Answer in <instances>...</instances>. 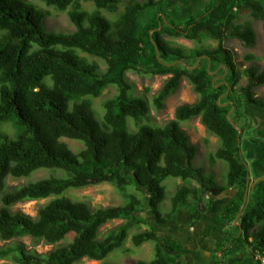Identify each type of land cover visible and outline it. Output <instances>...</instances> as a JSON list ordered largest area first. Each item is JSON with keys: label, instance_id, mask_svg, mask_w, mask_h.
<instances>
[{"label": "trees", "instance_id": "1", "mask_svg": "<svg viewBox=\"0 0 264 264\" xmlns=\"http://www.w3.org/2000/svg\"><path fill=\"white\" fill-rule=\"evenodd\" d=\"M84 1L91 2L94 9H85L81 0H41L47 7L66 12L76 29L54 33L44 26L48 12L34 3L0 0V241L29 237L53 246L39 254L22 243L5 245L0 247V262L78 264L86 259L111 264L104 260L114 250L123 249L136 221L148 228L132 236L133 246L154 243L153 258L136 264H186L182 244L160 237L156 225L163 230L184 208L196 221L199 208L195 198L202 197V189L236 190L221 213L226 242L221 256H216L217 263L224 264V259L246 249L264 253V179L249 188L242 133L249 134L252 125L242 96L237 94L240 74L233 54L223 45L225 39L236 38L249 49L255 47L252 24L239 21L246 11L262 20L264 27V0H210L183 22L171 17L166 0H129L116 20L104 11L117 13L122 0ZM148 9L143 21L141 15ZM165 35L197 43L212 39L219 44L187 52L171 46ZM79 52L104 61L106 69ZM245 59L254 62L257 57L248 54ZM220 68L223 72L215 74ZM128 72L170 76L152 99L157 110L164 108L183 78L198 100L177 107L175 118L165 126L150 125L151 105L131 93ZM244 75L245 100L264 108V101L253 93L255 87L264 85V67L251 64ZM111 86L117 88V94L104 102V113L99 116L93 99ZM198 117L219 139L210 162L226 163L225 185L193 165L197 149L181 123ZM129 119L136 131L130 129ZM5 126L11 128V134L2 131ZM63 139L77 141L82 148L76 153ZM42 169L60 171L64 176L17 188L7 186L8 178L27 179ZM169 178L183 184L168 201L169 211L164 212L160 206L168 200L165 183ZM190 181L198 186L189 185ZM101 184L114 185L120 191L134 187L142 199L131 193L123 206L94 209L65 195L71 189ZM39 200L49 201L35 218L11 210L18 203ZM146 208L155 225L140 218L134 221ZM124 219L131 223L101 237L104 225Z\"/></svg>", "mask_w": 264, "mask_h": 264}, {"label": "rangeland", "instance_id": "2", "mask_svg": "<svg viewBox=\"0 0 264 264\" xmlns=\"http://www.w3.org/2000/svg\"><path fill=\"white\" fill-rule=\"evenodd\" d=\"M35 5H37L40 9L45 12H48L46 19L44 21V26L47 31L54 33H73L76 29L74 25L70 22L69 17L66 12H60L52 7H47L41 0H27ZM83 7L87 10H93L94 5L91 2H86L81 0ZM129 0H122L119 5V10L115 14L108 13L104 11V14L112 19L116 20L117 16L124 10L126 3ZM145 1V0H140ZM210 0H166V8L170 11L171 17L178 21H185L190 16L195 15L199 11H201ZM150 10H145L141 18L143 21H146L148 18ZM241 20L239 24H244L245 22H249L252 24L253 29L257 35V41L254 48H247L241 41L236 38H228L225 39L223 45L225 48L231 50L234 58V62L237 66V70L240 74V81L238 86L236 87L237 94L242 96L244 105H245V114L248 117V122H251L252 128L250 133H242L243 143H242V152L247 164L249 165L250 174L248 176V182L250 181L249 188L252 189L253 186L260 180L264 179V108L248 103L245 100V92L242 89L247 84V79L244 75V70L249 67L251 64L256 65L259 69L264 67V27L262 20H256L250 16V14L246 11H243L241 14ZM164 40L167 41L171 46L180 47L184 51H189L191 49H213L216 48L219 44L217 40L207 39L203 43H197L194 41H190L185 37H171L165 35ZM80 56L86 58L88 61L96 62L100 65L102 70L106 69V65L104 61L91 57L85 53L79 52ZM248 54H254L257 57V60L254 62H248L245 59V56ZM224 68L217 69L216 73L223 72ZM169 75H142L135 72H128L126 74V79L128 83L132 85V94L135 96L143 97L146 99L150 105L151 110L149 114L150 125L156 127H163L168 122L172 121L175 118V110L177 107L184 104H194L198 100V94L193 90L192 85L186 78L182 79L180 86L177 91L172 94L165 102V106L162 110H157L152 105V99L154 96L158 94V92L163 87L166 80L169 78ZM218 78H223L217 77ZM215 79V80H216ZM254 96L264 101V85L255 87L253 89ZM117 94V88L111 86L107 88L101 97L97 99H93V107L99 116H102L104 113L103 104L106 100L113 98ZM245 122V121H244ZM130 129L132 131H136L135 123L132 119H129ZM181 128L187 136L189 137V141L192 145H194L197 149L196 158L193 162V165L203 171V173L208 175H214L216 182L219 185H225L226 183V174H227V166L225 162L217 161L212 164L210 162V156L215 153L217 148L219 147V139L213 135H211L206 128L201 124L200 118H192L191 120L185 121L181 123ZM4 132L10 133L12 132L9 126H5L3 128ZM65 143H67L74 152H79L82 148V144L68 139H63ZM52 176L63 177L64 174L60 171H50L47 169H42L34 174L31 177L25 179H7V186L9 188H17L22 187L30 182H35L41 179H47ZM166 186L168 187L167 195L168 200L161 204L164 212L169 211L170 203L168 202L176 192L179 186L183 184L180 179L169 178L166 181ZM189 185L198 186L195 181H190ZM146 193V191H144ZM134 194L139 199H142V195L140 192L136 191L134 187L128 189L127 191H120L116 186L111 184H101L97 186H92L79 190H69L66 192V196L71 197L77 201H83L88 203L92 208H108V207H116L123 206L128 202V198H126L127 194ZM223 194H227L224 197H221ZM202 197H197L195 199L198 201L197 205L200 210L204 211V217H210L214 213H219L223 207L230 201L231 195L234 197L236 195L235 189H230L224 192H219L217 189L213 190H201ZM143 197V201H144ZM49 200H39V201H26L21 202L12 207L13 212H20L35 218L37 216L38 210L41 206L45 205ZM168 202V203H167ZM210 202V203H209ZM167 203V204H166ZM166 204V205H165ZM1 205V204H0ZM182 212L179 211L173 218L172 223L177 221V216ZM182 214V213H181ZM138 218L147 221V223L155 225V221L153 216L151 215V210L146 208L143 213H138L134 217V221ZM181 223L185 225V229L189 230L188 218L185 219L183 215L180 216ZM210 219V218H209ZM131 223V220H113L112 222L104 225L101 230V237L106 235L110 230L117 228L118 226L124 223ZM133 225L129 231V236L126 239L123 249L114 250L105 260L104 262H108L111 264H136L138 261H149L153 258L154 255V243L146 242L139 247L133 246L132 236L138 232L146 230L148 226L143 222H132ZM221 225H223L221 223ZM157 231L160 237L172 236V238L177 237V233H173L174 230L162 231L157 227ZM202 226H195L193 230L194 236L201 235ZM181 241V239H178ZM15 243H22L27 250L37 252L39 254L47 253L52 250L53 246L41 242H34L32 238L25 237L22 239H15L12 242H3L0 241V247L5 245H13ZM225 243V242H224ZM202 245H205L200 252L197 250V254L199 255V263L198 264H207L206 255L208 253L207 250L209 247L208 240L204 239ZM225 245V244H224ZM224 245H222V249H225ZM228 244L226 243V246ZM188 247V243L187 246ZM186 247H182V251L186 250L183 254V261L188 264V249ZM129 250L125 252V250ZM221 247L216 249V252L211 253V255L215 254L217 256L218 253L222 250ZM247 253H251L250 249H246ZM250 251V252H249ZM218 252V253H217ZM258 251H255L253 254L258 255ZM250 254V255H251ZM209 255V254H208ZM247 256V255H246ZM204 258V260H203ZM232 262L234 259H229ZM237 261V260H236ZM3 262H0L2 264ZM78 264H99V262L90 261V260H82ZM211 264V263H209Z\"/></svg>", "mask_w": 264, "mask_h": 264}, {"label": "crops", "instance_id": "3", "mask_svg": "<svg viewBox=\"0 0 264 264\" xmlns=\"http://www.w3.org/2000/svg\"><path fill=\"white\" fill-rule=\"evenodd\" d=\"M225 195L227 196V194H223L221 197H224ZM232 197L233 196L231 195V198ZM223 208L221 209L219 213L212 214L209 217L210 219L208 217H204L203 216L204 211L199 209L198 218L196 221L192 219L189 209L188 210L186 208L180 209L179 211L182 210L181 212L182 214L180 213L177 216L178 218L177 221L167 224V226L164 227V229L162 230L164 232L168 231V229L174 230L173 233L178 234L176 239L172 238V236H166L164 238L175 240L181 243L183 247H186L188 243V247H186L188 249V264H198L199 263V255L197 254V250H199L200 252L202 251L203 247L205 246V245H202V242L204 241V239L205 240L207 239L209 242V247H210L208 249H205L208 251L206 255L207 264L209 263L219 264L216 261L217 257L215 256V254L211 255V253L216 252V249H219L220 247L222 249V245H224L225 244L224 242H226L225 235H224L226 226L221 220V213H222ZM181 215H183L185 219L188 218V224H189L188 231L187 229H185L186 228L185 225L181 223L182 222L180 219ZM221 223L223 225H221ZM196 225L198 226L201 225L203 229H202V232L200 233L201 235L195 237L193 234L194 233L193 230L195 229ZM178 239H181V241H178ZM185 251L183 250V254ZM250 254L251 253H247V250H242L235 255L229 256L223 261H224V264H256V262L254 261V257H253L254 254L253 253L251 255ZM217 256H221V251L220 253L217 254ZM231 258L234 259L233 262L229 260ZM203 264H206V263H203Z\"/></svg>", "mask_w": 264, "mask_h": 264}, {"label": "built area", "instance_id": "4", "mask_svg": "<svg viewBox=\"0 0 264 264\" xmlns=\"http://www.w3.org/2000/svg\"><path fill=\"white\" fill-rule=\"evenodd\" d=\"M259 253L258 255L255 254L254 256V261L256 264H264V253L257 252Z\"/></svg>", "mask_w": 264, "mask_h": 264}, {"label": "water", "instance_id": "5", "mask_svg": "<svg viewBox=\"0 0 264 264\" xmlns=\"http://www.w3.org/2000/svg\"><path fill=\"white\" fill-rule=\"evenodd\" d=\"M240 134H241V132H239V139H240Z\"/></svg>", "mask_w": 264, "mask_h": 264}, {"label": "clouds", "instance_id": "6", "mask_svg": "<svg viewBox=\"0 0 264 264\" xmlns=\"http://www.w3.org/2000/svg\"><path fill=\"white\" fill-rule=\"evenodd\" d=\"M254 256H255V254H254ZM254 256H253V257H254Z\"/></svg>", "mask_w": 264, "mask_h": 264}]
</instances>
